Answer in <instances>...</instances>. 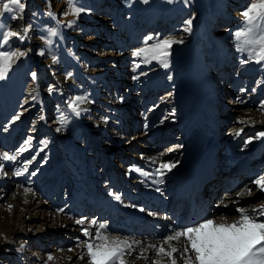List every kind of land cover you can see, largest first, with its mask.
<instances>
[{
    "label": "rangeland",
    "instance_id": "obj_1",
    "mask_svg": "<svg viewBox=\"0 0 264 264\" xmlns=\"http://www.w3.org/2000/svg\"><path fill=\"white\" fill-rule=\"evenodd\" d=\"M23 2L22 19L13 20L9 13L0 16V26L12 30L32 25L26 39H13L0 49L26 53L0 79V153L15 154L22 145L28 149L16 161H0L7 173H0V264H87L86 258L79 259L84 251L79 242L86 239L81 229L87 224L77 225V219L105 223L115 236L128 230L129 237L163 239L168 235L165 224L142 219L150 223L139 225L140 229L135 222L126 223L118 209L126 206L133 207L135 214L166 215L172 195L156 208V202L142 203L138 186H154L153 167L159 162L174 163L173 171L196 169V143H210V154L214 152L222 167L227 166L226 173L231 171L225 185H235L233 192L245 186L252 192L225 200L222 195L227 193L218 190L223 189L219 182L225 172L212 168L202 176L197 196L209 198L210 210L224 200L229 205L241 200L249 214L264 204V192L251 183L264 175V137L255 138L264 131V62L249 60L248 52L238 50L234 39L245 27L241 12L251 0H73L85 9L78 17L63 14L70 12L67 0ZM189 19L191 31L185 32L184 21ZM57 21L74 23L63 26L62 42L53 38L58 43L41 56L38 53L47 49L41 35L55 28ZM148 36L182 41L171 46L167 68L132 55L145 46ZM52 53L57 56L55 63ZM68 72L72 77L66 80ZM75 95L94 101L82 105L88 111L80 116L67 107ZM61 113L63 125L58 121ZM18 114L20 119L14 120ZM29 138L30 144L25 145ZM156 138L163 143L156 144ZM181 139H191L193 151H180ZM32 156L36 159L28 171L15 176L14 170ZM248 160L251 169L235 182L230 174ZM133 166L149 175L129 172ZM25 187L34 193H29L31 204ZM115 195L121 197L122 206ZM137 198L140 203L134 202ZM206 202L197 204L198 210H206ZM182 204L175 218L184 209L193 212V205ZM59 209L64 211L58 213ZM237 213L218 209L213 218H233ZM136 257H128L129 264L153 260Z\"/></svg>",
    "mask_w": 264,
    "mask_h": 264
},
{
    "label": "snow or ice",
    "instance_id": "obj_2",
    "mask_svg": "<svg viewBox=\"0 0 264 264\" xmlns=\"http://www.w3.org/2000/svg\"><path fill=\"white\" fill-rule=\"evenodd\" d=\"M144 2L147 3V0H144ZM67 4L70 12L65 11L63 13L65 16L71 14L78 17L85 10L82 7L75 6L73 0H67ZM24 9L25 3L23 0H0V16L9 13L12 14L11 19L13 20L22 19ZM241 16L245 27L234 34L238 50L247 51L249 60L254 59L257 64H260L264 62V0H251L241 12ZM73 23L74 21H68L67 25H61L57 21L55 28L46 29V33L41 35V40L47 46V49H42L38 54L43 56L46 50L51 53L54 43H58L54 42L53 38L58 37L59 42H62L61 28L63 26L71 27ZM184 25L185 32L191 31L192 21L190 19L185 20ZM31 27L32 25H27L22 31H16L12 30L11 27L0 26V49L9 45L13 39H26ZM148 41L154 42L148 44ZM177 43H182V41L172 38L154 39V37L148 36L144 42L145 46L135 49L132 55L141 58L144 63H151L155 60L167 68L171 46ZM24 55H26L24 51L12 50L11 48L0 50V79H3L16 60ZM51 59L55 63L57 56L52 53ZM249 60L243 62L247 63ZM136 67H139V65L137 64ZM71 77V72L65 74L66 80ZM32 78L36 79L37 73L33 72ZM32 99L35 100L37 97L33 96ZM93 102L86 95H75L67 101V107L73 114L80 116L82 112L88 111L82 105ZM261 110H264V103H262ZM40 118L43 119L44 117L41 116ZM13 119H20V115H15ZM58 121L61 125L65 123L63 113L58 117ZM240 122L245 123L243 120ZM57 130L61 129L58 128ZM240 134V130L235 132L236 136ZM261 137H264V131L258 132L255 138L259 139ZM30 142L31 138L25 141V145L30 144ZM250 142V139L246 140L245 144ZM27 150L22 145L15 154L4 151L0 153V161H16L17 157ZM35 159L36 157L32 156L30 160H26L21 168L14 170L13 174L15 176L23 175L28 171V165ZM152 162L155 163L154 160ZM175 166L174 163L161 162L155 168L154 175L162 178ZM4 167V164L0 162V173L6 175ZM132 171L139 172L141 176L149 175V173L135 166L129 168V172ZM32 175H35V172ZM155 182H162V180ZM251 183L257 189L264 191V175H259ZM245 192L248 195L252 194L251 189L245 186V189L237 193V196H242ZM24 193L26 195L32 193V189L25 187ZM32 194L34 195V193ZM114 198L120 200L121 197L115 195ZM11 207L12 205H9L10 209ZM63 211V209H59L58 213ZM236 211L239 216L231 221L225 217H221L218 221L205 218L180 230H174L159 243H149L147 245L139 240H129L125 237L109 234L108 225L98 222L96 219L87 222L84 219H77L75 220L77 225L87 224L81 229L86 239L79 242L84 249L80 253L79 259L84 260L86 258L87 264H129L128 257L132 256L133 252L138 249L140 255L136 259L147 260L148 251L155 253L156 259L151 260V264H178V257L182 260V264H264V220L257 218V215L264 217V204L252 209V213L257 215L249 214L244 208H237ZM93 228L95 229L94 234L92 232ZM69 251H72V249H69ZM48 259L52 260L53 257L49 256Z\"/></svg>",
    "mask_w": 264,
    "mask_h": 264
},
{
    "label": "bare ground",
    "instance_id": "obj_3",
    "mask_svg": "<svg viewBox=\"0 0 264 264\" xmlns=\"http://www.w3.org/2000/svg\"><path fill=\"white\" fill-rule=\"evenodd\" d=\"M105 20L107 22V19H105ZM1 25H2V22H1ZM103 26H105V24H103ZM196 81H198V80H196ZM203 96L205 97V99H207L206 95H203ZM236 106H238V105H236ZM258 116H260V115H258ZM190 140H188V139L182 140V143H183L184 147H180L179 150L182 149L180 151H184V153L189 152V150L193 151L192 148H193L194 142H192ZM154 141H155L156 144H158L159 142L163 143V139L162 138L159 139V140H157V138H156ZM208 144H210V143H208ZM208 144L207 143H203V144L202 143H198V144L196 143V145H195L196 150H194V151L197 154V157L199 159V164H198V167L196 169L193 170V168L184 167V168H180V169H177V170H174V171L171 170L170 172H167L166 175L163 176L162 178L156 177V176L153 177L154 181L152 180V182H154V186L152 188L147 189L145 185H143V188L140 185L138 186V188H140L139 190H142L141 194L144 197V198H141L142 199L141 200L142 203H145L146 201L156 202V208L161 206V202L163 200L169 198L170 195H172L171 198L169 199V201H170L169 207H171V209H167L166 210V212H167L166 215H162L161 217H158L156 214L154 215L153 213H151L150 215H146L145 212L143 213V212H139V211H137L139 213L135 214V213H133V207L128 208V207L123 205L127 209H123V208L122 209H118L117 208V209H118V213L123 215L124 221L128 222V223L135 222V223H137L139 228H140L139 225L148 224L150 222L158 223L159 225L161 223H163V224H165V226L164 225L163 226L165 227V229H166V231L168 232V235H169L174 230H180L181 228H183L185 226H190L192 224L198 223V222H200L201 220H203L205 218L214 219L213 217H215L216 212H217L218 209H225L226 211H228V210L236 211L237 208H243V206L240 203V201H241L240 199H239L240 201L237 200L235 202H231L232 205H229L230 201H225L226 199H232L233 196L236 195L238 192H228L226 195L225 194L222 195V196H225V200L223 202L221 201L222 203L218 202V204L216 206H214L215 209H216L215 211L210 210L212 208L211 202L210 201L206 202L207 200H209L208 197H203V199H205V200H201L199 197H197L198 201H196L194 199L192 200V198H196V196L200 195V189H201V185H202V176L203 175H205L206 173H209V171L212 168H216L219 171L222 169L223 172H225V173L227 172V166L224 167V168L222 167L221 160L219 158L215 157L216 154L214 152L212 154H210V152H209L210 146ZM166 152H168V151H166ZM252 156H253V154H252ZM159 163H161V162H159ZM159 163L155 164V167H153L154 170H155L156 167L159 166ZM244 164L246 166H241V167L236 168V169H234L232 171V174H236L235 177H233L235 182L239 181L240 175L242 173H245V172H247V170L249 171L251 169L250 166H251L252 163L249 162V160L244 162ZM197 169H199V171H200L199 175L196 174V170ZM229 173H231V171ZM250 179L251 180L253 179V175H251ZM158 180H162V182H155V181H158ZM250 186H252V184ZM263 192L264 191H262L261 193H263ZM110 194H112V193H110ZM28 199H29V203L31 204L32 200H33L32 194H29ZM117 201L122 206L120 200H117ZM135 201L140 203V200L138 198L135 199L134 202ZM201 201H202L203 204L205 202L208 204V206H207L208 208L206 209L207 211L205 209H203V208H202V211L198 210L197 204H201ZM182 203H187L188 205H193V212L190 213L189 210L184 209L185 213L181 212L180 218L179 217L175 218L174 217L175 210ZM234 206H236V207H234ZM250 214L257 215L255 213H252V211H250ZM238 216H239V213H237V216H235L233 218H227V219L229 221H231L233 219L238 218ZM221 217H225V216H221ZM257 218L260 219V220H264V217H262V216H258L257 215ZM142 219L150 221V222H144V221H142ZM215 220H217V218ZM68 224H70V223H68ZM128 229H130V228H128ZM118 233L121 234L120 237H125V238H127L129 240H139L144 245H147L149 243H159L162 240V239L147 240V239H142L140 237H131V236L129 237L128 235H126V234H128V230L126 231V233H122L121 231H118ZM139 255H140V252H139L138 249L135 250L133 252V254H132V256H135V257L139 256ZM147 257L148 258H152L153 260L156 259L155 253L152 252V251H148L147 252ZM179 260L180 259L178 257V261ZM181 262H182V260H181Z\"/></svg>",
    "mask_w": 264,
    "mask_h": 264
}]
</instances>
